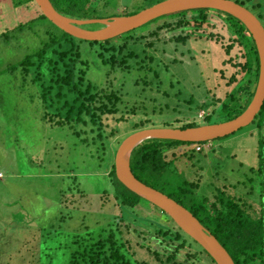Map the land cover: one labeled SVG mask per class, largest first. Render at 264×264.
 <instances>
[{
  "label": "rangeland",
  "instance_id": "rangeland-1",
  "mask_svg": "<svg viewBox=\"0 0 264 264\" xmlns=\"http://www.w3.org/2000/svg\"><path fill=\"white\" fill-rule=\"evenodd\" d=\"M109 1L106 14L111 16L147 6L146 0ZM255 3H261L256 7L258 12L250 7ZM247 6L256 15L264 14V0H247ZM38 14L34 3L26 8L16 7L14 0H0V264H65L75 240L83 238L90 243L111 231L128 242L130 250L127 246L125 249L133 264H171L163 259L157 263L142 244L152 239L156 241L152 249L155 253L164 252L166 246L167 253L174 250L159 233L167 228L156 227L173 221L144 200L134 209L122 206L115 197L123 189L110 176L111 166L135 123L149 121L156 127L178 128L179 124L202 122L215 109L214 99H225L229 91L225 82L236 71L232 66L235 59L236 63L243 62L242 51L236 45L230 55H225L224 47L231 44V36L227 25L211 13L212 26L200 32L208 36L210 31L216 33L213 36L217 38L211 41L189 36L186 44H177L168 38L180 30L160 32L161 37L168 34L167 40L157 42L149 51L159 64L156 79L153 73L145 78L142 71L109 72L88 57L87 80L104 91L116 92L120 101L117 114L102 119V140L89 139L84 144L69 126L52 125L59 123V118L54 117L52 124L45 119L46 110L50 116L65 118L70 108L64 111L63 107L74 98L67 90V96L56 98L59 89L55 85L49 97L43 96L45 87L51 84L49 62L41 64L34 58L27 76L20 67L27 56L48 41L46 32L60 35L45 20L20 28ZM196 16L188 14L187 19ZM260 19L264 24V18ZM158 23L134 31V39L148 36ZM192 30L199 31L198 26H188V35ZM51 57L52 50H48L44 59ZM229 58L234 61L223 63ZM221 74L224 77L219 79ZM200 104H206V109L197 110ZM58 108L63 111L58 112ZM90 128L80 125L77 130ZM112 132L115 135L111 137ZM191 148L166 147L170 165L159 185L167 189L177 188L178 182L188 185L191 196L184 199L185 208L202 199L211 205L219 192L226 190L229 197L243 196L246 202L254 203L252 215L264 216V204L259 206L264 203L259 197L264 191V129H258L256 121L228 137L213 140L201 152ZM184 237L192 249L184 248V252L200 251L194 241ZM209 263L207 256L199 258L198 264Z\"/></svg>",
  "mask_w": 264,
  "mask_h": 264
},
{
  "label": "trees",
  "instance_id": "trees-1",
  "mask_svg": "<svg viewBox=\"0 0 264 264\" xmlns=\"http://www.w3.org/2000/svg\"><path fill=\"white\" fill-rule=\"evenodd\" d=\"M146 1L147 6L142 7L137 12L111 16L109 13L106 14L107 8L110 7L109 0H50L54 8L60 14L78 20H96L131 16L162 0ZM233 1L250 10L247 6V0ZM30 3L35 4L34 0H14L16 7L24 6L28 8ZM260 4L261 3H255L250 7H252L254 11H257L256 7L260 6ZM253 10L250 11L253 13ZM211 13L217 14L216 16L221 19V22L227 25V33L231 36L229 37L231 44L224 47L225 55H230L231 50L237 45L242 51L241 56L243 62L236 63L237 59L233 62L234 60L232 58L223 62L226 64L233 62L232 66L236 67L234 75H231L225 82L226 88L229 89L225 99L222 101L214 100L212 104H214L215 109H212L211 112L203 118L202 122L198 123L194 121L179 124L180 126H178V129L185 130L203 125L227 122L240 116L251 103L257 86L259 59L254 40L246 27L236 18L220 11L210 9L189 10L158 18L154 20L155 22H159L158 26L153 31L149 30L148 36H142L137 40L134 39L137 34H132L136 31L134 30L113 40L105 42H88L73 38L61 31L48 21L39 10L37 17L25 25H20V28L22 29L34 21L45 20L49 22L60 35H55L50 31L46 32L48 41L44 42L39 51L27 56L23 62L20 63V67L23 74L27 76L30 71L29 68L31 65H34L32 62L34 58L37 57L40 59L42 61L41 64L44 63V61L49 62L48 67L50 76L52 74V78L50 79L51 84L45 87L47 89L43 96L49 97L55 85L59 89L58 93L55 95L56 98L60 99L67 96V93H71L74 98L70 104L66 103L63 107L64 111L66 108H70L69 111H65V118H61V115L57 114L50 116L48 114L49 112L46 110L45 119L52 124V119L54 117L59 118V123H54L52 125L69 126L73 130L74 136L80 138V141L84 144L88 143L89 139L102 140L105 134V132L102 131V119L104 116L117 114V105L120 98L116 92L104 91L101 87L92 85V83L87 80L86 74L89 68L87 58H94L98 64L107 67L109 72H115L116 69L142 71L145 78L147 77V73H153L156 79V77H158L157 68L159 64L155 63L156 60L149 51L155 49L154 47L157 42L162 40L166 41L169 32L176 30H180V32L172 34L168 39L175 41L177 44H186L189 36L196 38L206 36L208 39L217 38L213 36L216 33L211 31L209 36L208 34L203 35L200 33L205 28H210V26H212V18L209 16ZM188 14H195L197 16L187 19ZM256 17L261 21L260 18H264V14L259 12ZM174 19H176V21L172 23L168 22ZM160 23L162 24L160 25ZM193 24L198 26L199 31L192 30L190 31V35H188L186 28ZM101 27L102 25L100 24H93L86 25L83 28L97 30ZM162 31H168V34L164 33V36L161 37L160 32ZM83 44H85L84 49ZM48 50H52V57L44 59V55ZM153 63H155L154 66H151ZM60 71H63V73L59 74L58 72ZM223 77L224 76L221 74L219 79ZM66 90L68 91L67 93H65ZM199 107L206 109L207 105L200 104L197 110L200 109ZM57 110L58 112L63 111L60 108ZM255 121L257 122L258 129H264V103L252 123ZM80 125L82 127L90 126L91 128L89 131H79L77 127ZM150 128L173 127H170V125L156 127L155 125L149 124V121H141L133 125L131 134ZM114 135L115 133L112 132L111 137ZM81 136L84 137L82 138ZM119 144L120 142L118 145ZM208 144H210V142L186 143L168 140L145 141L137 146L131 154L130 165L132 172L140 182L160 191L184 207V199L191 196V189L188 188V185L178 182L177 188L172 186L169 187L170 185H168L169 189H167L158 184L161 176L166 174V169L170 165L167 162L169 156L166 153V147L184 149L185 147L192 146L190 149L191 151L201 152V150L197 151L196 148L199 146L204 147ZM171 155L174 158L176 152L174 151ZM109 174L123 189V193L117 194L115 198L125 208H136L143 199L129 191L117 180L114 164H112ZM227 194L229 193H227L226 190H221L219 195L216 196V200L211 205L208 204L209 200L207 199H202L200 201L194 200L191 207H186V209L216 238L221 246L228 252L235 264H264V216L252 215L251 212L255 210L254 203L250 204L246 202L243 196L235 198L233 196L229 197ZM262 196L264 198V191ZM261 205L259 204V206ZM113 220L117 223V219ZM176 229L177 233L171 230L166 232L163 229L159 230V233H161L160 236H164L163 239H166L168 244L172 248H175V251L171 250V252L167 253L168 247L166 246L164 252L158 251L155 253L152 251V248H149L146 244L145 246L142 244L143 247L149 248L151 254L154 255L153 259L156 260L157 263L163 259L165 262L171 264H198L200 257L204 258L207 256L210 261L209 264H216L208 253L199 247V245L200 251H196L195 253H191V251L184 252V248H187V250L192 249L185 242V234L178 227ZM118 230H121V228L119 227ZM175 242H178V245H175ZM126 246L128 250H130L128 242L123 241L121 236L117 238L113 231L106 235V237H99L90 243H86L83 238L75 240L69 246L70 251L72 249L73 251H69V260L65 264H133L131 258L128 256V252H126ZM182 255L186 256L185 260ZM183 260L185 261L184 263ZM163 262L164 261L161 263L163 264Z\"/></svg>",
  "mask_w": 264,
  "mask_h": 264
},
{
  "label": "water",
  "instance_id": "water-1",
  "mask_svg": "<svg viewBox=\"0 0 264 264\" xmlns=\"http://www.w3.org/2000/svg\"><path fill=\"white\" fill-rule=\"evenodd\" d=\"M40 12L61 31L78 40L105 42L137 30L150 22L178 12L210 9L220 11L239 20L254 40L259 59V74L254 97L246 110L237 118L212 125L182 129L150 128L129 135L119 145L115 160L117 180L129 191L165 213L174 224L216 264H235L216 238L185 207L167 195L140 182L133 174L130 159L133 150L148 140H168L186 143L211 142L234 134L250 125L264 103V26L247 8L233 0H164L131 16L109 19L78 20L60 14L50 0H34ZM100 24L97 30L83 28Z\"/></svg>",
  "mask_w": 264,
  "mask_h": 264
},
{
  "label": "flooded vegetation",
  "instance_id": "flooded-vegetation-1",
  "mask_svg": "<svg viewBox=\"0 0 264 264\" xmlns=\"http://www.w3.org/2000/svg\"><path fill=\"white\" fill-rule=\"evenodd\" d=\"M196 37H194V39H195ZM197 40H201V39H204V40H206V41H208V40H212V38L211 39H208L206 36H202V38H196ZM215 100V99H214ZM138 207V206H137ZM136 207V208H137ZM174 223V222H173ZM135 227V226H134ZM156 227H163V228H167V231H169V230H171L172 232H174V233H177V226L175 225V224H171L169 221L168 222H166V223H161V224H157V226ZM146 234V233H145ZM146 236H147V234H146ZM147 237H150L149 235L147 236ZM155 240H152V239H150V240H146V244H147V246L149 247V248H152L153 249V247H155L154 245H155ZM180 242V241H179ZM175 245H178V242H175L174 243Z\"/></svg>",
  "mask_w": 264,
  "mask_h": 264
},
{
  "label": "built area",
  "instance_id": "built-area-1",
  "mask_svg": "<svg viewBox=\"0 0 264 264\" xmlns=\"http://www.w3.org/2000/svg\"><path fill=\"white\" fill-rule=\"evenodd\" d=\"M210 144H208V145H205V146H209ZM204 147L203 146H199V147H197L196 149H197V151H200V150H202Z\"/></svg>",
  "mask_w": 264,
  "mask_h": 264
},
{
  "label": "crops",
  "instance_id": "crops-1",
  "mask_svg": "<svg viewBox=\"0 0 264 264\" xmlns=\"http://www.w3.org/2000/svg\"><path fill=\"white\" fill-rule=\"evenodd\" d=\"M262 193H263V192L260 193L259 197L262 198V199H264L263 196H262ZM259 204H260V203H259ZM262 204H263V203H262ZM260 205H261V204H260Z\"/></svg>",
  "mask_w": 264,
  "mask_h": 264
}]
</instances>
